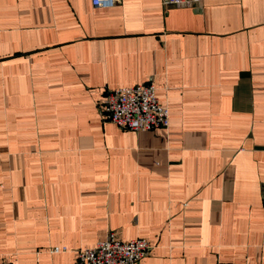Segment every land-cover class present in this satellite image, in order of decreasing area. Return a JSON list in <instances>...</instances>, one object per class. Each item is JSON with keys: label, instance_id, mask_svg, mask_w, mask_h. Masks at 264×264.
I'll list each match as a JSON object with an SVG mask.
<instances>
[{"label": "crops", "instance_id": "obj_1", "mask_svg": "<svg viewBox=\"0 0 264 264\" xmlns=\"http://www.w3.org/2000/svg\"><path fill=\"white\" fill-rule=\"evenodd\" d=\"M148 83L168 129L103 120ZM110 234L139 264H264V0H0V264Z\"/></svg>", "mask_w": 264, "mask_h": 264}, {"label": "built area", "instance_id": "obj_2", "mask_svg": "<svg viewBox=\"0 0 264 264\" xmlns=\"http://www.w3.org/2000/svg\"><path fill=\"white\" fill-rule=\"evenodd\" d=\"M120 0H91L96 9H111ZM165 7H200L203 0H162ZM103 120L121 129L147 132L168 129L169 108L162 105L157 97V89L152 83L112 89L106 92L101 107ZM151 249L144 238L123 242L115 234L100 241L93 248L76 251L75 264H139ZM67 249L56 247L54 253Z\"/></svg>", "mask_w": 264, "mask_h": 264}]
</instances>
